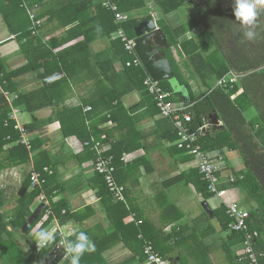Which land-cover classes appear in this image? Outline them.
<instances>
[{"label":"crops","instance_id":"crops-1","mask_svg":"<svg viewBox=\"0 0 264 264\" xmlns=\"http://www.w3.org/2000/svg\"><path fill=\"white\" fill-rule=\"evenodd\" d=\"M219 1L222 3V0ZM153 2L152 0H146L144 10L138 13L141 14L140 18L147 16L146 14L150 12L148 4L152 3L157 28H159V21L165 23L166 35L159 29L165 37L167 46L168 42L172 45L162 49V52L169 61L172 72L173 69L176 70L179 78L188 84L190 94L194 98L207 91L205 83L207 85L214 84L213 86L216 87L215 85L218 82L214 81V76H199L200 72L196 71L191 63L186 60L179 47L183 41L200 34L204 28L203 24L192 18L191 11H193V14L195 12L192 5L185 4L175 12L163 17L156 4H154L155 2ZM9 3V0H0V5L4 10L7 9ZM26 4L23 1L24 12L18 14L17 19V15H9L11 30L3 21L0 13V68L2 70V73H0V129H2V124L5 127L9 122L13 126L15 125V122L10 119L11 106L14 107V101H8L7 105L1 97L3 92H8L4 89L5 87L15 90V94L40 91L41 93L38 96L41 101H46V103L51 101L54 104L53 106H45L33 113L14 107L19 110V124L24 127L29 135L30 150L22 144L18 131H16L18 139L3 149L7 151L20 145L29 153V159L35 157L42 159L39 158L40 155L38 154L41 151L48 152L50 162L54 166V182L56 183L54 185H58L59 189L58 192H54L53 202L65 201L69 213H78V218L84 219V216L90 214L89 218H86L82 223L73 220L59 225L56 221H53L50 228L57 225L60 232H64L66 240L80 231L88 234L95 247L93 251L85 252L82 256L81 260L85 264H144L141 255L143 240L134 232L136 229L140 231V236L154 239L156 251L170 264H242L244 247L243 241L240 242L239 240L240 238L242 240L243 236L240 234L231 236L227 229L224 230L222 225L227 222V219L224 217L226 213L224 214L222 211L225 208L221 200L213 194L206 196L205 193L200 192L201 183L192 175V171L197 170L193 158L186 151V154H184L176 148L177 138H174L175 140L173 139L172 142L169 140L171 139L170 132H175L172 123L159 118L157 114L150 118L144 108L130 110L132 106L139 103L141 99L139 93L128 94L123 97V110L119 113L122 121L120 126H117L118 120L115 119L113 122H108L99 127L100 130H116L114 138L120 139L119 148L126 149V152L123 153L129 155L132 159L131 163H127L126 166L120 168L117 174L118 182L124 187V201L121 204H116L114 199L115 201L112 200L111 203H102L99 196L100 181L91 166L94 152L90 149L88 152L83 147H70L69 139L76 138V136L70 135L64 138L58 116L62 108L76 109L87 102L98 105L99 107L96 109L100 115L104 113L107 107L105 102L109 98L108 92L114 84L112 78L115 77L117 80L124 78H118L122 76V65L118 63L114 65V75L112 76H98L97 69L94 65H91V58L86 67H73V65V68L70 69L72 81L70 86L64 84L60 86L59 80L63 75L54 73L41 79L40 75L44 73V70L38 69L39 63L37 64L35 61V69L29 68L27 72L7 83L5 74L13 73L25 67L28 64L27 56L33 60L40 54L38 51L41 48L38 47V42L33 43L28 40L29 38L17 39L16 34L27 27L28 22H24L26 17L29 20V37H37L46 45L53 39L60 38L67 31L58 30L53 33H42V27H44L48 16L44 14L43 17L37 18V15L43 13L45 7L30 6L28 4L26 6ZM121 13L132 14L134 12ZM31 16L33 20H31ZM35 22H39V25L37 26ZM179 27H184L185 30L183 35L176 38L178 45H175L172 31ZM168 31L170 32L168 33ZM77 40L55 48L53 53L57 54L73 46ZM109 42V40L95 42L91 46L90 53L94 55L103 51L108 47ZM215 48L214 46L212 49ZM41 52L44 54L43 49H41ZM40 57L44 58L42 54H40ZM188 63L193 70L194 78L190 74ZM115 73L119 74L115 75ZM58 74L61 76L56 80L45 81ZM232 74V72H229L226 77ZM167 82L173 92L179 94L182 99L179 101L177 96L175 98L172 95L175 99L174 103L188 106L185 103L189 101V92H187L185 86H181L179 81L174 78V72L173 78ZM44 86L50 87L46 89ZM44 90H50V97L44 93ZM241 92L242 89L237 94ZM34 103V99L28 101L27 107ZM188 107L190 109V106ZM87 108L91 109L87 106L84 112L90 113L91 110L88 111ZM26 114L29 117L28 119L25 117ZM32 115L36 117L34 123L31 120ZM23 116L24 121L22 123L21 118ZM132 117H136V121L133 123L131 121ZM246 117L250 120L252 113H247ZM29 125L34 128L33 132L28 131ZM219 125L217 128L222 127L220 123ZM13 130L15 131L14 128ZM65 130L68 131L69 129ZM212 130L215 129L209 126L203 135ZM1 132L0 130V134ZM2 141L3 139L0 136V142ZM78 141L80 140L78 139ZM33 143L37 144V149L34 152L32 151ZM216 150L221 151L226 166L220 175L217 189L226 191L229 198L237 200L241 208L248 211L249 205L246 202L244 203L245 198L242 191L237 187L229 186L232 184L229 177L236 174L240 175L241 179V175H244L246 171L242 156L226 147L206 152ZM30 169L31 166L27 163L19 166L12 165L0 171V199L3 202L1 212L7 214L13 210L18 196L17 190L21 189L22 183L30 173ZM235 178L237 179V177ZM235 178L233 177V179ZM10 203H14L12 208L3 209ZM39 205L38 201L37 207ZM37 207H32L30 211L34 212ZM217 213H219L218 217L216 216ZM124 214L126 215L123 216ZM131 219L134 221H131ZM108 234L113 235L112 245L106 248L105 251H101V248L109 243L107 240L104 241L105 236ZM15 235L16 237H13L15 247L11 248L9 252L11 255L5 253L4 249H0V264H14L11 256L18 258L19 264H26L27 261L33 264L38 260V255H34L32 248L28 245V239L22 238L24 243L21 244L17 234ZM179 246L182 247L181 250L178 249ZM44 247L36 249V253L38 254ZM17 251L23 253L24 256L21 255L19 259L20 255H15ZM51 251L52 249L45 254L44 259ZM258 256L260 259L264 257L261 253H258ZM65 259L59 264H63Z\"/></svg>","mask_w":264,"mask_h":264},{"label":"trees","instance_id":"trees-1","mask_svg":"<svg viewBox=\"0 0 264 264\" xmlns=\"http://www.w3.org/2000/svg\"><path fill=\"white\" fill-rule=\"evenodd\" d=\"M9 1V6L5 10L0 5V13L3 21L10 30L9 15H17V19V17H19L18 14L24 12L22 7L24 1L25 4L27 3L30 6L36 5L42 8L45 7V11L37 15V18L43 17L44 14L48 16L44 27H42V33H53L58 30L67 31L63 36L53 39V41L46 45L37 37H29V20L26 17L24 22H28L27 27L16 34L17 39L22 40L29 38L28 40L33 43L38 42V47L44 50V54L41 52V49L38 53L42 54L44 58H41L42 56L40 57V54L37 55V58H33V60L27 56L28 64L25 67L4 75L7 83L17 78L19 75L24 74V72H27L29 68L35 69V61L37 64L39 63L37 66L38 69L44 70V73L40 75L41 79L53 75L54 73H61L63 76L59 80L60 86L62 84L70 86L72 82L70 69L75 66L86 67L91 58V65H94L97 69L98 76H112L114 75V65L117 63L122 65V76L118 78H124L120 79L121 81L117 80L115 77L112 78L114 84L108 92L109 98L106 102L104 101L105 105L107 104L106 110L104 111L105 114L102 113L100 115L96 109L99 106L94 105L92 102H87L83 104L82 107L76 109L62 108L58 116L64 138L74 135L82 143L89 142L91 138L95 137L94 139L104 144H111V151L108 155H111L113 158L112 164L115 169L113 173L114 180L120 185L117 180V174L120 168L127 165V163L124 164L120 159L121 156L125 154L123 152H126V149L119 148L121 144L120 139L114 138L116 130H100L99 127L108 122H113L115 119L118 120L117 126H120L122 121L119 113L123 110V97L128 94L139 93L141 96L139 103L130 108L131 111L144 108L150 118L155 114L158 115L153 96L147 92L142 84L146 75L145 72L142 68L125 66V64L131 60V56L125 52L120 40L114 37L117 29L122 27L126 36L135 41L134 29L142 21L151 19L150 15L140 18L141 14L138 13L144 10L146 0H114L119 11L126 13L134 12L128 14L131 16L129 21L119 26L115 23L112 13L103 8L100 0ZM152 1L155 2L153 3L156 4L157 9L163 17L175 12L185 4H190L194 8L204 28L200 34L183 41L179 47L186 60L191 63L196 71L200 72L199 76L213 75L216 83L226 77L229 72L239 76L237 82L230 84L227 81L221 87L217 85L214 87V84L207 85V83H205L207 91L194 98L190 94L188 84L182 81L176 73V70L174 71L173 69L174 78L179 81L181 86H185L187 92H189V101L185 104L190 106L187 112L192 116V121L189 125L190 130L196 131L200 126L206 124L211 114L217 116V120L222 126L210 132H206L200 137L198 144L201 149L206 152L226 147L231 151L238 152L243 158L242 160L246 171L244 175H241V179L240 175L235 174L231 176L234 178L237 177V179L235 178L233 182L230 181L232 184L229 186L239 188L244 194V203L246 202V204L249 205L247 211L249 213V219L247 220L249 232H257L258 234L253 242L254 250L257 255L261 253L264 256V9H257L258 14L256 21L251 26V30L256 33V36L255 39L249 41L244 39L243 36L244 31L248 29L242 27L240 23L236 21L234 10L231 12L223 10L219 0ZM161 23L162 21H159L158 26L166 35L164 28L160 25ZM184 30V27H179L172 31V35L175 38V45H178L176 38L183 35ZM77 39L81 40L57 54L53 53L55 48H59ZM105 40L110 41L108 47L92 55L90 53L91 46L95 42ZM171 45L172 43L168 42V47ZM214 46L216 48L212 49ZM0 73H2L1 68ZM118 74L119 73H115V75ZM160 86L164 92L169 93L171 96L174 95L175 98L177 96L179 101L182 100L179 94L173 92V89L170 88L167 81L160 82ZM44 87L49 89L50 86ZM4 89L9 92H7L9 94L8 99L14 101V107H19L25 112L33 113L45 106H53L54 104L51 103V101L49 103L41 101L38 96L41 93L40 91L15 94V90L8 89V87ZM240 89H242V92L237 94ZM44 93L50 97V90H44ZM1 97L8 105V100L4 98L2 94ZM33 99L35 103L27 107V102ZM169 100L175 102L173 96L170 97ZM87 106L91 107L90 113L84 112ZM249 112L252 113V118L250 120L246 117ZM31 117L32 123H34L36 117L34 115ZM135 118H131L132 123L136 121ZM163 120L169 122L167 119ZM27 129L30 132L34 130L32 125H29ZM65 129L69 130L66 131ZM0 130L2 131L0 136L3 139V141L0 142V171L12 165L19 166L26 165L27 163L29 164V153L24 147L18 145L7 151L3 149L5 146L18 139V134L13 130L12 123L9 122L5 127L2 124V129ZM170 134L171 139L169 140L172 142V140L176 138V133L170 132ZM103 136L104 139L100 140ZM36 149L37 144L33 143L32 151L34 152ZM89 149L90 148L85 147V150H88V152ZM180 151L186 154L185 151ZM38 155H40L39 158L41 157L42 159H38V157L32 159L30 172H43L44 168H48L53 172L52 175L45 177V183L41 188H31L29 173L21 186V189H25V193L23 196H20L18 193L16 205L12 211L7 214L1 212L3 202L0 199V249L2 248L5 250V253H9L10 249L15 247L13 235L19 234L21 238L28 239V245L32 248L34 255H38V260L33 264H42L46 256L45 254H47L60 240L57 231L54 234V240L48 243L38 254L36 253L35 233L32 234V230L42 221L45 210L25 233L21 232L23 225L33 213L30 211L33 207V201L37 199L40 194H43L49 201L52 215H50L46 221L42 222L38 231L42 228H50L53 221H56L59 225L73 220L82 223L90 216V214H88L84 216V219L78 218V213H69L65 201L62 200L58 203L53 202L54 192L59 191L58 185H54L56 184L54 182V166L50 162V154L48 152L41 151ZM93 157L94 159H92V161L96 158L95 152L93 153ZM95 174L100 181L99 196L102 203H111L114 198L106 187L103 175L96 172ZM192 175L201 183L200 192L203 194L205 193L206 196L212 195L206 192L207 183L202 179L198 171H192ZM116 204L121 203L116 201ZM88 210L91 211L90 209ZM222 211L224 214L226 213L225 210ZM218 214L219 213L216 215L217 217ZM125 215L126 214L123 216ZM224 217H226L227 222L222 226L224 230H228L229 218L226 215ZM219 219L221 218L219 217ZM134 232L136 235L140 236L139 230L136 229ZM112 236L113 235L109 234L105 236L104 241L107 240L109 243L101 248V251H105L106 248L112 245ZM231 236H235V233H231ZM142 238L150 242L155 249L154 239L150 237ZM74 239L75 235L67 240ZM239 241L242 242L243 237L242 240L240 238ZM158 254L162 257L160 253ZM141 255L143 260H145L142 252ZM20 258L21 256L19 259ZM11 260L14 264H19L18 258L11 256ZM258 262L259 264H264V257L261 259L259 257ZM241 263L248 264L247 261L244 260ZM26 264L32 263L27 261ZM63 264H69L68 256ZM80 264L85 263L81 260Z\"/></svg>","mask_w":264,"mask_h":264},{"label":"built area","instance_id":"built-area-1","mask_svg":"<svg viewBox=\"0 0 264 264\" xmlns=\"http://www.w3.org/2000/svg\"><path fill=\"white\" fill-rule=\"evenodd\" d=\"M102 6L107 11L111 12L115 23L119 25H123L127 21L130 20L131 16L128 14L121 13L118 10V6L115 4L114 0H100ZM153 4H148V9L150 11V17L156 23V18L153 14ZM33 20V17H30ZM36 25H39V22H35ZM118 40L123 44V48L125 52H127L131 56V60L128 61L125 66L126 67H138L142 68L145 72V78L143 79V86L146 88L147 92L153 96L154 102L156 103V107L158 110V117L161 119H167L172 123L173 128L176 132V142L175 146L179 150L186 151L192 158L195 163L196 169L198 173L202 176V179L207 183L206 192L213 194L218 197L222 204L224 205L226 215L229 218L228 222V230L229 233H235V235L240 234L243 236V254L242 257L247 261L248 264H259L258 259L259 256L256 254L253 246L254 239L257 238V232H249L247 226V220L249 219V213L241 208L239 202L234 198H229L226 191H221L217 189V184L220 182V175L225 169V163L221 151H212V152H204L200 145L198 144L199 137L203 135L205 131H207L209 125V121L199 127L196 132L191 131L189 125L192 121V117L190 113L187 112L189 109L188 106L184 104H176L171 102L169 98L171 95L167 92H164L160 86L158 81L152 80V78L147 74L144 69L140 58L138 57L135 50V41L128 38L122 29L119 27L117 32L114 34ZM237 75L232 74L226 78L218 81L217 86L221 87L227 81L232 84L237 80ZM4 97L10 102L9 94L7 92H3ZM11 115L10 119L15 122L13 128L15 131L20 133L22 144L30 150V139L29 135L24 129L22 125L19 124V110L11 106ZM86 110H90L87 108ZM104 139V136L100 138V140ZM70 147H80V148H90L95 152L96 158L91 163L92 168L98 174L103 175L104 182L106 187L111 193L112 197L119 202L124 201V187L118 185L114 180L113 173L115 169L113 167V158L108 153L111 151V144L103 143L94 138H91L89 142H80L76 138H71ZM121 161L123 163H129L132 159L127 154H123L121 156ZM29 165H32V159H30ZM52 171L48 168H44L43 172H30V183L31 188H41V186L45 183V177L52 175ZM229 180L233 182V177H230ZM39 204H44L45 211L42 217V221L38 223L35 228L32 230V234L38 231L42 222L46 221L50 215H52L49 201L45 198L43 194H40L38 197ZM133 219H131L132 221ZM57 226V225H56ZM57 231L60 236L59 247L61 249L64 248V245L60 243L61 240H65V237L61 235L60 229L57 226ZM143 240L142 254L144 256V264H170L169 261L163 259L154 249L153 245L150 242L145 241L142 236H139ZM67 256L65 255V258ZM64 258V259H65ZM241 259V258H240Z\"/></svg>","mask_w":264,"mask_h":264},{"label":"water","instance_id":"water-1","mask_svg":"<svg viewBox=\"0 0 264 264\" xmlns=\"http://www.w3.org/2000/svg\"><path fill=\"white\" fill-rule=\"evenodd\" d=\"M134 34L136 53L152 80L162 82L173 78V72L169 61L162 52V49H166L168 46L162 31L157 28V23H155L154 20L145 21L134 29ZM60 76V74L54 75L45 81L51 82ZM209 125L212 129H216L220 126L216 115L209 116ZM24 193L25 189H21L19 192L20 196H23ZM44 210V204H40L23 225L21 232L25 233ZM51 229L54 230V234L57 232L56 225L51 227ZM40 248L36 245L37 250ZM63 257V251L59 247H55L44 259L42 264H59L63 260Z\"/></svg>","mask_w":264,"mask_h":264},{"label":"clouds","instance_id":"clouds-1","mask_svg":"<svg viewBox=\"0 0 264 264\" xmlns=\"http://www.w3.org/2000/svg\"><path fill=\"white\" fill-rule=\"evenodd\" d=\"M258 3L264 4V0H234V16L240 25L248 30L244 31L243 36L246 40L255 39L256 33L251 30L257 18ZM239 77V76H238ZM74 240H61L64 245L63 254L68 256L69 264H80L85 252L93 251L94 244L88 234L84 231L74 233ZM35 243L40 247L46 246L54 240V230L51 228H42L35 232Z\"/></svg>","mask_w":264,"mask_h":264},{"label":"rangeland","instance_id":"rangeland-1","mask_svg":"<svg viewBox=\"0 0 264 264\" xmlns=\"http://www.w3.org/2000/svg\"><path fill=\"white\" fill-rule=\"evenodd\" d=\"M116 4V3H115ZM117 5V4H116ZM256 7H257V9L258 10H260V9H264V4H261V3H258L257 5H256ZM221 8L223 9V10H227V11H229V12H231L232 10H234V0H222V3H221ZM191 13H192V18H194V20L196 21V22H199L200 24H202L201 23V20H200V18L198 17V15L194 12V14H193V11H191ZM147 16L148 15H150V12H148L147 14H146ZM150 20H153V19H150ZM161 25V27L162 28H164V30L166 31V25H165V23H161L160 24ZM204 27V26H203ZM170 31H168V33H169ZM78 41V40H77ZM76 41V42H77ZM75 42V43H76ZM188 68H189V70H190V74H191V76H192V78H194L195 77V75H194V73H193V70H192V68H191V66L189 65V63H188ZM177 71H179V70H177ZM24 114V113H23ZM247 116V115H246ZM26 119H28L29 117H28V115L26 114ZM21 121H22V123H23V121H24V116L21 118ZM18 189V188H17ZM19 189L17 190V195H18V193H19ZM214 198V197H213ZM215 199V198H214ZM216 201V200H215ZM119 202V201H118ZM119 203H121V202H119ZM209 204L211 205V206H213V204L211 203V202H209ZM12 205L14 206V203H10L8 206H6L5 208L3 207V209H5V210H8V209H10V208H12ZM37 205H38V198L37 199H35L34 201H33V208L34 207H37ZM12 211V210H11ZM61 233V235L62 236H64V232L62 233V232H60ZM19 234H17V237H18V239H19V242L21 243V244H23L24 243V240L21 238V236L19 235ZM13 237H16V235H13ZM21 238V239H20ZM59 239H60V237H59ZM178 249L179 250H181L182 249V247H178ZM14 255V254H13ZM15 255H23V253H20L19 251H17L16 253H15ZM24 256V255H23Z\"/></svg>","mask_w":264,"mask_h":264},{"label":"flooded vegetation","instance_id":"flooded-vegetation-1","mask_svg":"<svg viewBox=\"0 0 264 264\" xmlns=\"http://www.w3.org/2000/svg\"><path fill=\"white\" fill-rule=\"evenodd\" d=\"M55 247H59V242H58V245L56 244L53 248H52V250L55 248ZM60 248V247H59ZM61 250H63V249H61ZM65 258V255H64V257H63V259Z\"/></svg>","mask_w":264,"mask_h":264}]
</instances>
